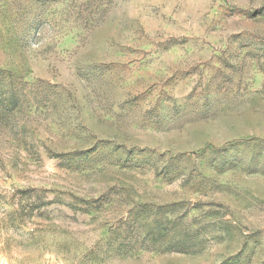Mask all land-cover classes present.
<instances>
[{
    "label": "rangeland",
    "instance_id": "obj_1",
    "mask_svg": "<svg viewBox=\"0 0 264 264\" xmlns=\"http://www.w3.org/2000/svg\"><path fill=\"white\" fill-rule=\"evenodd\" d=\"M0 264H264V0H0Z\"/></svg>",
    "mask_w": 264,
    "mask_h": 264
}]
</instances>
